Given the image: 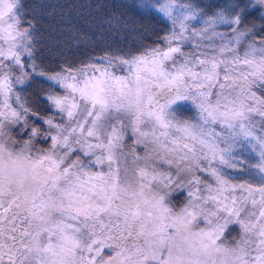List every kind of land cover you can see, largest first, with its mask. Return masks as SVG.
<instances>
[{
    "label": "snow or ice",
    "instance_id": "6c2138e0",
    "mask_svg": "<svg viewBox=\"0 0 264 264\" xmlns=\"http://www.w3.org/2000/svg\"><path fill=\"white\" fill-rule=\"evenodd\" d=\"M0 264H264V0H0Z\"/></svg>",
    "mask_w": 264,
    "mask_h": 264
},
{
    "label": "trees",
    "instance_id": "16d2710c",
    "mask_svg": "<svg viewBox=\"0 0 264 264\" xmlns=\"http://www.w3.org/2000/svg\"><path fill=\"white\" fill-rule=\"evenodd\" d=\"M96 2L98 3H104V4H109V3H121L122 0H96ZM123 2H131L130 0H123ZM108 42L109 43H115V44H121V41L116 38V39H112V38H109L108 39Z\"/></svg>",
    "mask_w": 264,
    "mask_h": 264
},
{
    "label": "rangeland",
    "instance_id": "374dc122",
    "mask_svg": "<svg viewBox=\"0 0 264 264\" xmlns=\"http://www.w3.org/2000/svg\"><path fill=\"white\" fill-rule=\"evenodd\" d=\"M132 2V0H130Z\"/></svg>",
    "mask_w": 264,
    "mask_h": 264
}]
</instances>
